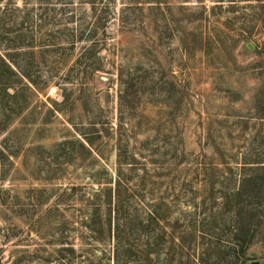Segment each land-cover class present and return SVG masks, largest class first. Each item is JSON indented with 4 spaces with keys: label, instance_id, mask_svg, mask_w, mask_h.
Listing matches in <instances>:
<instances>
[{
    "label": "rangeland",
    "instance_id": "374dc122",
    "mask_svg": "<svg viewBox=\"0 0 264 264\" xmlns=\"http://www.w3.org/2000/svg\"><path fill=\"white\" fill-rule=\"evenodd\" d=\"M253 260L264 0H0V264Z\"/></svg>",
    "mask_w": 264,
    "mask_h": 264
},
{
    "label": "water",
    "instance_id": "95a60500",
    "mask_svg": "<svg viewBox=\"0 0 264 264\" xmlns=\"http://www.w3.org/2000/svg\"><path fill=\"white\" fill-rule=\"evenodd\" d=\"M251 43H248V45H250ZM252 264H260V261L259 260H253L252 261Z\"/></svg>",
    "mask_w": 264,
    "mask_h": 264
},
{
    "label": "trees",
    "instance_id": "16d2710c",
    "mask_svg": "<svg viewBox=\"0 0 264 264\" xmlns=\"http://www.w3.org/2000/svg\"><path fill=\"white\" fill-rule=\"evenodd\" d=\"M252 253L255 254V252H251V254H252ZM253 257H254V255H250V254H249L248 259H249V258L251 259V258H253Z\"/></svg>",
    "mask_w": 264,
    "mask_h": 264
}]
</instances>
